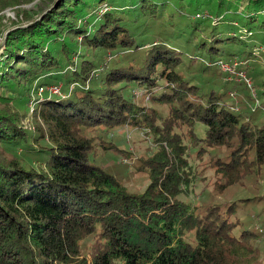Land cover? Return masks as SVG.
Segmentation results:
<instances>
[{
    "label": "trees",
    "instance_id": "obj_1",
    "mask_svg": "<svg viewBox=\"0 0 264 264\" xmlns=\"http://www.w3.org/2000/svg\"><path fill=\"white\" fill-rule=\"evenodd\" d=\"M257 21L264 0H59L7 31L0 90L43 88L32 126L0 105V264H252L264 198L252 226L237 211L256 197L218 196L264 175V122L233 107L223 77L250 87L217 63L249 62L237 69L255 89ZM113 127L151 136L142 192L92 159L130 156L103 137ZM204 181L214 194L192 200Z\"/></svg>",
    "mask_w": 264,
    "mask_h": 264
},
{
    "label": "rangeland",
    "instance_id": "obj_2",
    "mask_svg": "<svg viewBox=\"0 0 264 264\" xmlns=\"http://www.w3.org/2000/svg\"><path fill=\"white\" fill-rule=\"evenodd\" d=\"M58 2L59 0H0V32H2V36L0 37V52L2 51L1 42L7 31L16 27L27 25L33 21L40 20L43 15L47 14L54 7H56ZM96 7L95 12L100 13L101 10L103 11L105 6ZM249 9H259V7H250ZM192 11H194V9H192ZM254 26L257 27V32H260L258 34V38L255 39L256 41L253 46V51L258 56V60H252L255 63L254 74L257 79V83L254 85L255 89L251 87L249 79L245 78V72H241L237 69L241 63L247 65L249 62L239 59H228V61L219 60L217 64L221 68L222 65H227L229 67V70H227L229 73L234 75L239 74L241 77H244L245 82L250 87L248 93L252 98L249 99L246 96L247 90L242 87H236L232 90L230 89V81L234 79H231V76L223 77L224 80L229 83L227 85V94L230 96L233 107L237 111H240V109L244 111L247 109L246 107H249L250 109L255 107L259 108V110L255 112L253 120L261 123L264 122V25L257 21L254 23ZM36 83L37 82L35 80L30 86L31 89H29L28 92L29 100L26 97L27 92H24V96L21 97L22 95L18 96V94L10 92L5 93L3 90H0V93H2L3 96L8 97L7 99L0 98V105L4 106L5 103H8L9 106L14 107L17 111L24 112L26 114V126H32V97L33 95H36V91L38 92L40 89V87L36 86ZM136 95V97L141 96L137 91ZM144 102L145 104L149 103V101L145 99ZM203 130V128L196 129V133L199 136H202ZM102 134L108 142H112L119 148L128 150L130 152V156L125 157L123 155H118L111 150L102 151L100 149H96L91 154V156L94 155V158H92L93 161L104 166L108 172L121 179L130 192H142L148 185L149 180L145 173L135 171L134 162L136 163V159L143 156V153L148 146L153 145L151 142V136H146L143 131L133 129L132 127H113L103 130ZM123 159H125L126 162H124ZM211 186L212 181L199 183L192 191H190L189 197L192 200L199 198L208 199L207 196L209 197V194H214ZM253 197L257 198V203L254 205L246 204L242 206L237 211V216L243 220H248L250 225L255 226L254 223L257 220L258 210L260 211L263 203L261 198H264V175L259 176L256 180L248 179L245 182V185L229 189L223 195L218 196V199L221 202H224L227 200H238L242 198L251 199ZM258 197H260V199ZM181 198L187 199V196L181 195ZM258 230L261 235L254 244L257 250L252 256V264H264V227L260 228L259 226ZM234 234H238V231L234 230Z\"/></svg>",
    "mask_w": 264,
    "mask_h": 264
},
{
    "label": "built area",
    "instance_id": "obj_3",
    "mask_svg": "<svg viewBox=\"0 0 264 264\" xmlns=\"http://www.w3.org/2000/svg\"><path fill=\"white\" fill-rule=\"evenodd\" d=\"M222 68H223L225 71L229 70V67H228L227 65H222ZM42 88H43V87H40L38 93H40V92L42 91ZM46 89L50 90L52 93H55V92L58 93V90H59L58 88L53 87V86H48V87H46ZM32 102L34 103L33 99H32ZM32 109H33V107H32ZM123 160H124V162H126L125 159H123Z\"/></svg>",
    "mask_w": 264,
    "mask_h": 264
}]
</instances>
